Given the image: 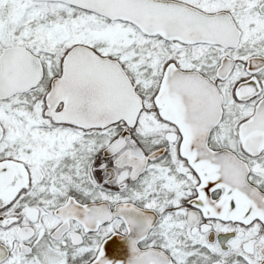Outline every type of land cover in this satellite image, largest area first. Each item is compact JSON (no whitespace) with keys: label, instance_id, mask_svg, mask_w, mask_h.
Returning <instances> with one entry per match:
<instances>
[{"label":"snow or ice","instance_id":"1","mask_svg":"<svg viewBox=\"0 0 264 264\" xmlns=\"http://www.w3.org/2000/svg\"><path fill=\"white\" fill-rule=\"evenodd\" d=\"M0 264H264V0H0Z\"/></svg>","mask_w":264,"mask_h":264}]
</instances>
